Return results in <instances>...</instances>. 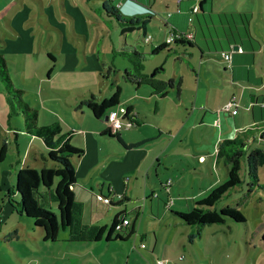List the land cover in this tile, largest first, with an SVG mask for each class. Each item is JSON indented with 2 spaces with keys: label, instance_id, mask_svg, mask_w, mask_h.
I'll return each instance as SVG.
<instances>
[{
  "label": "rangeland",
  "instance_id": "rangeland-1",
  "mask_svg": "<svg viewBox=\"0 0 264 264\" xmlns=\"http://www.w3.org/2000/svg\"><path fill=\"white\" fill-rule=\"evenodd\" d=\"M228 1L227 8L232 10L253 7L250 1L246 5L241 0ZM102 3L0 0V57L5 60L0 61V146L5 142L7 147L6 158L0 163V264H155L159 260L164 264H264V143L258 140L257 128L264 120V22L258 16L257 23L252 20L249 25L251 36L262 48L255 52L252 65L249 46L245 42L242 45V57L248 60L244 64L251 74L248 79L233 81L229 72L225 73L224 69L229 71L228 62L220 52L200 60L197 49L185 52L181 46H170L152 56L143 63V74L172 80L174 84L180 82L179 99L176 88H167L168 95L160 99L153 97L146 86L136 90L124 79V71L134 72L135 67L120 51L125 42L139 52H148L164 42L168 28H163L158 19L152 20L147 26V34L152 36L149 43L138 38L137 33L122 36L114 18L97 12ZM158 17L166 19V11ZM108 68L115 72L104 78L101 72ZM211 76L215 80H209L212 91L208 107L218 108L216 114L211 116L208 110L209 114L200 122L204 110L198 109L189 118L186 109L195 104L198 87L207 89L206 80ZM116 85L120 87L119 103L112 109L119 111L125 103H131L138 114L135 121L139 127H122L121 133L144 131L153 134V143L163 145L179 143L183 136L181 146L190 148L192 154L196 150L204 153L207 161L198 164L196 159L180 158L169 171L154 164L147 177V158L135 181L133 170L144 160V154L130 150V159L123 165L132 171L126 175L112 166L92 171L101 176L93 185L94 191L98 192L100 187L101 197L122 205L111 207L97 195L91 205L85 203V209H139L136 235L107 245L102 240L97 246L98 243L67 242V231L59 230L55 242L44 241L42 232L32 229L30 220L12 212L5 199L7 189L15 183L16 175L12 183L8 181L9 172L24 167L39 171L49 163L40 157L46 153L42 140L30 137L26 123L30 121L38 128L59 123L60 133H68L67 142L73 147L82 146L77 130L92 125L108 127L109 109L95 118L85 102L90 96L98 100L109 97ZM205 90L198 93L199 98L205 96ZM224 94L227 101L221 102L219 108L217 102ZM20 99L32 112L30 116H24ZM251 132L257 139L252 138ZM236 136L247 143V154L242 157L239 170L241 182L219 199L213 209L233 207L246 222L206 225L201 236L191 243L187 237L194 233V228L175 220L170 211L189 213L194 202L203 200L225 182V167L217 156V148ZM99 137L123 153L116 138ZM258 149L263 152V160L247 156ZM249 172L257 174V183L251 185L254 181Z\"/></svg>",
  "mask_w": 264,
  "mask_h": 264
},
{
  "label": "trees",
  "instance_id": "trees-1",
  "mask_svg": "<svg viewBox=\"0 0 264 264\" xmlns=\"http://www.w3.org/2000/svg\"><path fill=\"white\" fill-rule=\"evenodd\" d=\"M102 1L103 3L97 12L100 15L106 14V16L114 18L120 27L122 36L127 33H137V37L144 41V37L147 36V26L154 19L160 20L165 28L171 26L166 20L159 19L149 11L134 15H124L113 5L111 0ZM222 17L223 19L218 21V27L220 29L214 31L216 34L213 40L224 44L228 49L230 45H238L241 47L244 42L250 41L249 15L247 13H223ZM199 25L201 26V22ZM170 46H181L185 50H189L194 46L197 47L195 32L190 40L175 39L170 44L163 42L148 52H139L135 46L128 45L124 42L120 52L135 67L134 72L124 71V79L133 84L136 90L140 89L141 86H146L148 90H152L153 94H161L167 88H176V91L179 92L180 82L174 84L172 80L162 81L154 76H148L142 73L143 63L151 60L152 56ZM222 48L221 46V51L219 52L224 51ZM214 50V52H218L216 48ZM0 61L4 63L5 60L0 57ZM114 72L115 70L108 68L106 72H101V75L104 78H108V75ZM154 73L158 74L157 71ZM4 75L6 81L10 83L8 73L5 72ZM119 94L120 87L116 85L115 90L109 97L98 100V98L90 96L85 104L91 111L93 117L100 118L107 109H109L108 111L113 110L112 107L118 105ZM19 101L21 102L19 107L22 109L24 116H30L32 112H30L27 104L21 99ZM124 107L126 108V118L133 120V125L136 126L137 123L134 120L136 114L131 104H125ZM26 126L27 133L30 137H36L42 140L46 153L41 158L43 161H48L49 163L42 166L39 171L32 167H24L17 170L15 183L7 189L5 195L6 202L11 211L30 220L32 229L42 232V239L44 241L55 242L59 230L67 231V242H97L100 240L109 242L113 240L131 239L135 234L137 215H132L129 224L119 230L115 229V225L118 222L117 218L108 226L84 224L82 222L83 204L74 197L72 188L77 178L70 160L72 158H79L83 151L80 148L71 146L67 142L68 133H60L61 127L59 123L38 128L32 122L28 121ZM257 126L258 130H260L258 140L264 143V120H261ZM101 134L114 137L124 147H128V145L122 142L119 131L112 134L110 130L105 129ZM251 135L253 139H257V137L253 136V132H251ZM246 144V141L239 138V136H236L233 140H224L221 142L217 148V156L224 163L226 174L225 182L212 190L203 200L194 202L195 205L189 213L170 211L171 216L175 220L189 226L191 229L194 228V233L191 232L187 237L189 242L193 243L194 239L199 238L203 227L206 225L227 223L244 224L246 222L245 217L233 207L227 206L219 211L213 209L214 204L219 199L229 190L240 184L239 170L241 167V159L247 154ZM131 146L136 145L132 144ZM6 154V143L3 142L0 146V163L5 160ZM262 155L263 152L258 149L250 151L247 156L249 158L263 160ZM249 177L254 181L251 185L257 183L256 173L249 172ZM108 190H110L109 187ZM109 204L116 205L112 201ZM120 232H123V234ZM261 240L264 244V233L261 235Z\"/></svg>",
  "mask_w": 264,
  "mask_h": 264
},
{
  "label": "crops",
  "instance_id": "crops-1",
  "mask_svg": "<svg viewBox=\"0 0 264 264\" xmlns=\"http://www.w3.org/2000/svg\"><path fill=\"white\" fill-rule=\"evenodd\" d=\"M111 1L113 5L114 3L116 4L115 6L121 13H124L127 15L140 14L146 11H155L157 14L156 16L158 17L160 14H162L163 11L171 12L170 16L166 17V19H163V20H166L171 26H173L174 29L188 31L192 33L195 32V39H196L198 46L197 47L194 46L193 48H190L191 50L189 52H192V50L194 49L199 50L200 60L211 58L206 55L213 54L215 51L214 50L215 48L217 49L218 52L221 51L220 50L221 46L223 47L222 49L224 51L228 50V48L224 44H220L216 40H213V37L215 38V34H216V32L214 31L220 29L218 27V21L220 19H223L222 17L223 13L227 14L230 12L240 11L239 8H234V10L227 8L230 5V2L228 0H111ZM248 1L252 3L253 7L251 9L243 8L240 12H245L249 15V25L252 20H254L257 23V21L259 20L258 16H260L261 20L264 22V0H241L243 5L244 4L246 5ZM258 1H260L261 8H259ZM255 5L257 6L256 10L254 8ZM176 9H178L179 12H175ZM193 9L194 10L196 9L197 14H195V12H192ZM189 17L191 18L190 21H189ZM158 18L162 19L160 17ZM200 22H201V26L199 25ZM146 32H147V29H146ZM250 36H251V33H250ZM151 40H152V36H151ZM245 44L249 46L248 50L251 53V56L249 58H250V64L252 65L255 60L254 58L255 52L257 50L262 51L261 50L262 48L259 42L255 40L252 36L250 38V41L245 42ZM241 48H242V52H233L231 54V61H230L231 67L229 71L226 72V69H224L225 73L229 72V76L233 81L237 79H244V78L248 79L249 76L251 75L250 73L248 74V71L246 70L247 65L245 66L244 64L245 62L248 63V60L242 57L243 54L245 53V49L243 46H241ZM245 71H246V74H245ZM157 79L165 81L164 79H161V78H157ZM259 79L261 80V78ZM209 80L214 81L215 79L213 76H211L210 78L206 80V83H207L206 90L204 89L203 86L198 87L197 95L194 97L195 104L194 102L191 104L190 110L186 109L189 118H191L195 114L196 110L198 109L204 110L199 119L200 122H202L203 119L207 117V115L209 114L208 110H210L211 116L212 115L214 116L216 114L215 111L218 109V108L211 109L208 107L209 94L212 91ZM201 90H205L206 94L204 97L199 98L198 93ZM167 91L168 90L166 89L161 94H153L151 90V95L153 97H158L160 99H163L166 97V95H168ZM180 93L181 92H180V87H179V92L176 93V96L178 99H179ZM213 94H214L213 98L217 100V94L216 93H213ZM227 98L228 96L226 94L221 96L219 101L217 102V106L220 108L221 106L220 103L222 102L224 104L227 101ZM197 102L199 103L198 105L196 104ZM125 104H131V103H125ZM131 106L134 111V106L132 104ZM137 117H138V114L135 115L134 120ZM213 120L215 121V123L217 122L216 124H219L218 120H215V119ZM136 123H137L136 126L139 127L137 121ZM105 129L107 128L103 129L99 125H92L89 128L82 127L80 130H77V132H79L80 134L79 140L82 145L79 147L83 151V153L79 158H72L70 160L74 168L76 178H77V181L74 184L72 190H73L75 199L79 202H82L83 204L82 222L84 224H96V225L108 226L115 218H117V220L120 221L124 217L128 218L129 215L130 216L137 215V218L139 219V213H140L139 209H130L129 211H127V209H111L112 212L109 209H104V210L97 209V208L96 209L95 208L85 209V203H89L91 205L93 203L94 198L97 195H100L102 193L100 187H97L99 188L98 192H95L93 189V185L97 183V181L99 180L101 176L100 174H98V172L95 173L92 171L98 170L102 166H112V167L120 168L121 169L120 171H122V175L124 176L127 173H129V171H132L131 169L123 165V162L130 159V153L133 151L144 154V158H143L144 160H142L140 163H137L133 170L135 171V173L133 172L135 176L133 179L135 181L138 179L139 177L138 174L141 173V167L143 166L144 162L146 161L145 159L147 158H150V161L145 171L147 177H149L150 175L149 167L150 166L152 167V165L154 164H156L158 167L159 166L163 167L166 171H169L177 164V161L180 158L190 157V158L196 159L198 164H204L207 161L204 153L200 154V152L196 150L192 154L193 151L190 148L188 147L185 148L181 146L183 144L182 142L183 136L181 137V140L179 141V143L169 142L168 144L165 143L163 145V142H162L160 144H155L153 143L155 139V138H152L153 134L146 133L144 131L143 132H133V134L121 133L119 131V135H120L122 142L128 145V147H124L116 139L118 143L122 146V149H123V153H122L120 149L116 150L115 145L106 143L105 140H101L102 137H99V136H103L109 139H114L111 136L101 134V132H103ZM67 141H68V138H67ZM132 144H135L136 146H131ZM161 145H163L162 148H160ZM193 149H198V148L193 147ZM130 150H133V151H130ZM116 152L118 154H116ZM196 155H197V158H196ZM34 161H36V158H34ZM19 169L20 168H18V170ZM16 172H17L16 169H14L13 172H9L10 178L8 179V181H10V183H12L13 176L16 174ZM157 174L158 172L156 171V175ZM165 186L167 187V184ZM109 200L112 201L110 198ZM151 203L152 201H150V204H149L150 207H151ZM121 205H122L121 203H118L116 205H110V206L117 207ZM131 212L132 214H130ZM150 213H152V209H150ZM128 219L130 220L131 218H128ZM138 232H140L139 229H138ZM120 233L123 234V232H120ZM136 233L137 231H136V226H135L134 235H136ZM144 239H146V237H144ZM113 241H116V240H113ZM113 241H109L105 243L107 245L108 243H111ZM101 242L102 240L97 241V242H89V243H95V244L98 243L97 246H99ZM180 244H182V247H183V241H180Z\"/></svg>",
  "mask_w": 264,
  "mask_h": 264
},
{
  "label": "built area",
  "instance_id": "built-area-1",
  "mask_svg": "<svg viewBox=\"0 0 264 264\" xmlns=\"http://www.w3.org/2000/svg\"><path fill=\"white\" fill-rule=\"evenodd\" d=\"M153 15H157L155 11H149ZM175 12H179L178 9L175 10ZM192 12H196V9L192 10ZM167 17L170 16L171 12H166ZM191 18L189 17V21ZM193 37L192 32L188 31H180L177 29H174L173 27H168V32L165 34V40L164 42L167 44L172 43L175 39H186L190 40ZM151 40V36L147 35L144 37V42H148ZM233 52H242V48L240 46H237L236 50L233 49V46L231 45L228 50L221 52L224 60L228 62V68L230 69V61H231V54ZM107 122L108 127L107 129L110 130L111 133H115L116 131H120L122 127L131 128L133 126V120H130L129 118H126V108L122 106V108L119 111L116 110H110L107 113ZM217 123V122H216ZM100 199H103L105 201L110 202L109 199H104L100 195L98 196ZM129 224V219L127 217L122 218L120 221L117 222L115 225V229L119 230L122 227ZM144 245L141 244V248H143ZM155 264H164L162 261H157Z\"/></svg>",
  "mask_w": 264,
  "mask_h": 264
},
{
  "label": "water",
  "instance_id": "water-1",
  "mask_svg": "<svg viewBox=\"0 0 264 264\" xmlns=\"http://www.w3.org/2000/svg\"><path fill=\"white\" fill-rule=\"evenodd\" d=\"M237 46H234L233 49L236 50ZM253 101V100H252ZM107 118V117H106Z\"/></svg>",
  "mask_w": 264,
  "mask_h": 264
}]
</instances>
